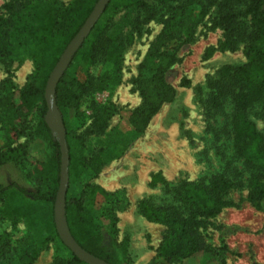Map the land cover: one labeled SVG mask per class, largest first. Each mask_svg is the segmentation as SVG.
I'll use <instances>...</instances> for the list:
<instances>
[{"label": "trees", "instance_id": "trees-1", "mask_svg": "<svg viewBox=\"0 0 264 264\" xmlns=\"http://www.w3.org/2000/svg\"><path fill=\"white\" fill-rule=\"evenodd\" d=\"M97 1L7 0L0 12V58L6 61L8 74H12L10 68L14 61L20 64L24 58H29L33 62V70L21 86H13L0 94V166L8 165L21 170L29 179L31 188L26 189L15 182L0 183V201L10 188L15 187L33 201L49 204L48 218L54 228L53 205L59 187L61 151L57 135L44 120L47 110L45 86L51 70ZM172 1L176 2L166 23L149 43L139 65L135 84L141 104L128 114L127 121L135 133H140L160 107L174 98L176 90L166 79V71L174 61L173 56L164 50L168 42L189 33L206 15L210 5L216 4L214 24L223 31L221 46L234 49L242 25L237 6L243 3L252 29L245 49L246 60L236 66L223 65L218 70L216 78L209 81L212 91L208 105L221 108L226 101L232 102L234 156L241 159V164L249 171L246 199L256 209L264 210V136L248 116L254 107L261 105L264 108V0H108L54 89V102L62 118L68 147V181L70 183L73 178L75 166L67 121L70 112L79 106L81 98L92 85L103 90L120 80L122 53L130 41L131 32L128 30L124 34L121 29L115 28L113 15L121 9H133L153 17L156 8ZM197 6H201L198 12L195 10ZM133 27L137 28V25ZM100 59L106 62V68L94 83L89 68ZM34 109H38L37 123L28 136L30 142L41 143L42 157L31 150L30 142H17L26 134L28 118ZM91 109L96 130L102 131L114 110L97 104ZM111 154V150L101 151L88 164L100 167L112 158ZM227 171L224 168L179 183L173 188L179 205L153 207L146 200L139 202V211L146 219L165 226V233L156 248L157 256L165 261H177L205 247L199 227L207 218L234 204L227 194L235 184V178L241 176V170L235 168L234 175L227 174ZM154 177L161 180L158 174ZM64 212L69 232L82 249L109 264H127L126 248L115 239L116 230L113 229L105 238L99 219L86 206L85 188L78 196L65 199ZM0 214L4 215L6 211L0 208ZM7 215L14 224L22 218L29 230L36 225L32 210L25 206L10 209ZM55 236H58L56 230ZM9 238L8 231L0 234V259H3V264H32L38 250L47 241L46 238L41 240L37 249L22 245L12 260ZM224 246L222 244L210 250L216 254ZM52 264L89 263L72 253L68 259H57ZM219 264L227 263L221 260Z\"/></svg>", "mask_w": 264, "mask_h": 264}, {"label": "rangeland", "instance_id": "rangeland-1", "mask_svg": "<svg viewBox=\"0 0 264 264\" xmlns=\"http://www.w3.org/2000/svg\"><path fill=\"white\" fill-rule=\"evenodd\" d=\"M5 1L0 0V12ZM60 1L67 3L70 0ZM175 2L156 8L153 17L133 9H121L113 15L115 28L124 34L128 30L131 32L122 53L120 80L103 90L92 85L67 118L75 166L64 197H76L85 188L86 206L99 219L105 238L116 230L115 239L126 248L127 264H219L221 260L227 264H264V210L256 209L246 199L249 171L243 167L241 159L234 156L233 104L228 100L221 108L208 105L212 91L209 81L216 78L218 70L223 65L236 66L246 60L245 49L252 29L244 12L245 5L237 6L242 25L234 49L221 46L223 31L214 24L216 4L210 5L206 15L189 33L168 42L164 50L174 61L166 71V79L176 90L174 98L160 107L140 133H135L127 121L128 114L141 104L135 84L139 65ZM200 8L197 6L196 12ZM135 25L137 28L133 27ZM5 63L0 58V94L13 86H21L33 70L32 60L24 58L20 64L12 62V74L9 75ZM105 68L103 59L90 66L94 83ZM94 104L114 110L102 131H97L94 125L91 109ZM37 115L38 109H34L28 118L26 134L18 139V143L30 142L28 134L37 123ZM248 116L264 136V108L258 105ZM30 143L31 150L42 157L41 143ZM107 150L112 151L111 159L100 167L88 164L101 151ZM224 168L230 175H234L235 168L239 169L241 176L235 178V184L227 194L234 204L207 218L199 227L205 247L177 261H165L157 256L156 248L165 233V226L146 219L139 211V202L146 200L153 207L179 205L174 197V187L182 181L195 180ZM156 174L161 180L154 177ZM10 182L31 188L21 170L0 166V183ZM19 206L32 210L36 225L31 230L22 218L14 224L7 215L10 209ZM0 208L6 211V214H0V234L10 232L12 260L22 245L37 249L44 238L47 241L32 264H52L57 259L66 260L71 256L72 251L59 235L55 236L56 227L49 222V204L35 202L12 187L0 201ZM222 244L225 246L216 254L210 250ZM2 261L0 259V264Z\"/></svg>", "mask_w": 264, "mask_h": 264}, {"label": "water", "instance_id": "water-1", "mask_svg": "<svg viewBox=\"0 0 264 264\" xmlns=\"http://www.w3.org/2000/svg\"><path fill=\"white\" fill-rule=\"evenodd\" d=\"M108 0H98L93 10L86 18L84 24L76 35L69 42L59 60L51 70L46 82L44 97L46 101L47 110L44 115V120L49 128L57 135V139L60 145L61 151V165H60V180L59 187L56 193L54 201V223L56 231L65 245H67L73 254H75L80 260L89 264H109L106 261L88 253L82 249L78 243L71 236L67 227L65 219L64 205H65V191L68 182V153L67 145L65 142V131L62 122L60 112L54 102V89L55 85L67 69L70 59L78 47L82 44L84 38L88 35L92 26L101 15Z\"/></svg>", "mask_w": 264, "mask_h": 264}]
</instances>
